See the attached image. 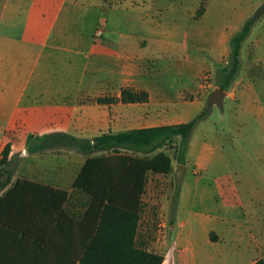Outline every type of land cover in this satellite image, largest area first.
Wrapping results in <instances>:
<instances>
[{"label": "crops", "instance_id": "1", "mask_svg": "<svg viewBox=\"0 0 264 264\" xmlns=\"http://www.w3.org/2000/svg\"><path fill=\"white\" fill-rule=\"evenodd\" d=\"M208 1L205 13L198 17V5L182 28L168 23L169 0H2L0 133L6 138L0 157L8 143L11 158L16 150L41 147L34 134L110 132L109 109L117 133L170 125L152 119L166 116L168 86L187 88L200 75L197 61L178 56L197 52L203 36L215 59L229 60L231 39L253 3L240 23L230 19L213 28L207 24L213 5ZM258 68L255 87L237 82L227 92L220 132L207 122L196 127L185 167L193 179L182 177L170 219L164 208L157 215L141 209L130 179L106 194L100 186L67 190L48 183L46 190L35 189V263L80 264L106 203L141 214L137 245L162 255V264L264 260V63ZM173 73L179 79L168 82ZM152 76L164 82L151 84ZM180 104L178 113L187 118L178 124L203 110L196 102ZM20 138L30 139L21 145ZM45 250L47 261L40 257Z\"/></svg>", "mask_w": 264, "mask_h": 264}, {"label": "rangeland", "instance_id": "2", "mask_svg": "<svg viewBox=\"0 0 264 264\" xmlns=\"http://www.w3.org/2000/svg\"><path fill=\"white\" fill-rule=\"evenodd\" d=\"M212 1L213 5L207 24L212 25L213 28L223 27L232 21L233 23H240L243 15L251 7L250 0ZM252 1L249 17L255 15L264 5V0ZM1 2L2 0H0ZM208 7V0H169L164 9L169 18V25L178 24L185 28L186 24L187 26L190 24L187 23L190 14H193L197 8V14L201 13V10H204L205 13ZM135 27L139 26L136 25ZM263 32L264 14L259 18L252 36L244 45L242 70L232 89L237 82H240V85L249 83L255 87L256 76L259 73L258 64L264 63V44L261 43ZM207 40L208 38L201 36V46L197 52H184L178 56L181 60L194 59L197 61L200 65V75L198 80L194 79L193 85H189L187 88L168 86L172 100L168 101L165 107L167 109V113H164L166 116L152 117L158 121L157 123L175 125L183 122L187 117L179 115L181 112H178L184 108L180 103L196 102L203 109L207 107L211 94L218 88L216 82L218 71L228 63V59L227 61H219L213 57V53L207 47ZM153 71L156 72V70ZM176 79H179V76L174 73L166 77L168 82ZM149 82L151 84L163 83L164 80L152 76L149 78ZM153 103L159 102L154 101ZM210 109L214 110L213 115L209 120L203 122H207L208 126L211 127L216 125L218 132H220L221 118L219 112L222 107L216 105ZM136 112H139V107H137ZM157 112L153 109L152 115ZM112 118L113 112L109 109L110 125L108 131L110 132L82 131L75 135L59 132L34 134L33 137L41 140V147L33 150L15 151L9 167L13 181L0 195V264H37L35 263V189L46 190L48 187L45 184L49 185L48 183L67 190H82L83 186L90 188L100 186L102 193L106 194L108 188L111 189L119 184L123 185L122 180L130 179L134 184V193H131V196L139 199L138 204L141 203V209L150 210L155 215L164 208L168 211L167 217L171 218V210L177 203L176 193L180 188L181 181H183V178L179 179L177 176L180 165L173 157L174 151H161L151 157L145 155L149 148H137L133 151L119 150V153L110 151L90 157L86 155L85 151H87L88 145L93 144L97 137L117 133L114 130ZM135 125L140 127L141 121L137 120ZM252 126L254 129L256 128L254 118L252 119ZM197 134H199V129H195L194 136L191 138L192 141ZM5 138L6 134L0 133V146L5 144ZM196 138L200 139L201 135ZM29 139L20 138L18 141H21L22 145L27 144ZM240 162H234V165L238 167ZM188 163L186 159V164L183 166L186 167ZM192 173V169H184L185 180H192ZM119 181L122 182L119 183ZM107 200L110 201L111 199ZM105 201L103 199L101 203L105 204ZM143 227L142 224V231ZM18 238H21L22 244L16 246L14 240ZM46 254L47 250L40 253V257L47 261Z\"/></svg>", "mask_w": 264, "mask_h": 264}, {"label": "trees", "instance_id": "3", "mask_svg": "<svg viewBox=\"0 0 264 264\" xmlns=\"http://www.w3.org/2000/svg\"><path fill=\"white\" fill-rule=\"evenodd\" d=\"M204 10L198 14L200 18ZM259 18L255 15L245 20L241 29L232 37L227 65L217 74V87L229 92L242 70V50ZM99 103L104 100L99 99ZM211 109L205 107L191 121L157 127L135 129L116 134H104L89 144L86 155L95 156L119 150L149 148L147 157L161 151H174L173 157L179 165H185L187 152L196 127L209 117ZM47 146V144H45ZM12 144L8 143L0 157V195L11 185L13 175L10 171ZM180 189V188H179ZM177 197L179 190L176 193ZM175 204L174 209L176 208ZM141 214L106 203L94 237L90 240L80 264H162L164 257L137 245ZM254 264H264L259 260Z\"/></svg>", "mask_w": 264, "mask_h": 264}, {"label": "water", "instance_id": "4", "mask_svg": "<svg viewBox=\"0 0 264 264\" xmlns=\"http://www.w3.org/2000/svg\"><path fill=\"white\" fill-rule=\"evenodd\" d=\"M264 14V5L255 14L256 17L260 18ZM228 93L220 88H217L210 96L207 107L212 108L213 106H222ZM185 166L180 165L177 171V176L179 179L183 177Z\"/></svg>", "mask_w": 264, "mask_h": 264}, {"label": "built area", "instance_id": "5", "mask_svg": "<svg viewBox=\"0 0 264 264\" xmlns=\"http://www.w3.org/2000/svg\"><path fill=\"white\" fill-rule=\"evenodd\" d=\"M103 34H104V30L101 28V29L97 30L96 37L101 38L103 36Z\"/></svg>", "mask_w": 264, "mask_h": 264}]
</instances>
